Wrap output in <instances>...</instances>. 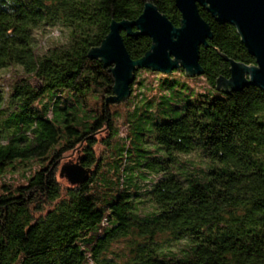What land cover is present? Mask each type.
<instances>
[{
  "label": "trees",
  "instance_id": "trees-1",
  "mask_svg": "<svg viewBox=\"0 0 264 264\" xmlns=\"http://www.w3.org/2000/svg\"><path fill=\"white\" fill-rule=\"evenodd\" d=\"M147 3L181 26L176 0H0V264H264V89L225 83L256 58L199 5L203 74L139 69L114 102L90 52ZM121 34L133 60L151 50ZM74 152L87 179L65 183Z\"/></svg>",
  "mask_w": 264,
  "mask_h": 264
},
{
  "label": "water",
  "instance_id": "water-1",
  "mask_svg": "<svg viewBox=\"0 0 264 264\" xmlns=\"http://www.w3.org/2000/svg\"><path fill=\"white\" fill-rule=\"evenodd\" d=\"M206 9L221 23L236 26L249 53L256 58V65H246L234 59L229 60L231 77L225 83L233 90H240L251 84L264 89V0H176L182 15L180 27L162 14L153 3L145 5L143 13L135 21L113 22L110 33L101 47L92 49L90 56L102 60L115 78L114 102H122L131 94L139 69H151L168 73L182 67L189 75L201 76L200 47L208 45L213 34L209 24L201 17L198 6ZM151 21L145 26V21ZM152 39V47L141 59L133 60L127 51L122 31L132 35L134 28ZM76 165H64L61 175L72 184L83 182L87 175Z\"/></svg>",
  "mask_w": 264,
  "mask_h": 264
},
{
  "label": "rangeland",
  "instance_id": "rangeland-1",
  "mask_svg": "<svg viewBox=\"0 0 264 264\" xmlns=\"http://www.w3.org/2000/svg\"><path fill=\"white\" fill-rule=\"evenodd\" d=\"M47 32H48L49 34H51L52 37L57 38V37L59 36L60 29H59V27H56V28H53V29H49V30H47ZM40 42L42 43V45H44V42H43V41L40 40ZM9 72H10V71H3V72L0 73V76H4L5 73H9ZM8 78H9V77H8ZM8 80H11V79L9 78ZM191 85H192L193 87H195L200 93H205V90L208 89V84L206 83L205 80H202V81H200L199 83H192V82H191ZM123 133H124V132H123ZM98 137H99V139H101L102 137H105V134H104V133H101ZM97 148H98V151H99V152L102 151V150H104L103 145H101V144H99V145L97 146ZM78 154H79V152H78V153H76V152L72 153L69 157L66 158L67 160H65V161L61 164L60 167L62 168L63 165H68V164L74 166V164L77 162V155H78ZM60 170H61V169H60ZM21 171H22V170L19 169L18 171L12 172V173H10V174L3 175V176H4L3 178L7 179L8 182H10V181H12V180H15V181L18 182L19 184H23V182H24V176H23V173L21 174ZM80 172H81V171H80L79 169H75V170L73 171V173H75V174H79ZM81 173H82V172H81ZM60 179H61L63 182L68 183V179L66 178V176H64V177H60ZM122 245H123V243L121 242V244H116L115 247H116V248H117V247H121Z\"/></svg>",
  "mask_w": 264,
  "mask_h": 264
},
{
  "label": "snow or ice",
  "instance_id": "snow-or-ice-1",
  "mask_svg": "<svg viewBox=\"0 0 264 264\" xmlns=\"http://www.w3.org/2000/svg\"><path fill=\"white\" fill-rule=\"evenodd\" d=\"M150 24H151V21H149V20L145 21V26H149Z\"/></svg>",
  "mask_w": 264,
  "mask_h": 264
}]
</instances>
